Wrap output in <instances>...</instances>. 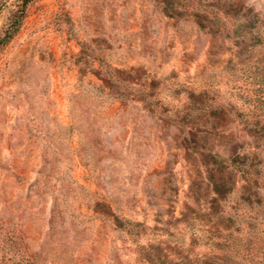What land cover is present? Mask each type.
<instances>
[{
  "label": "rangeland",
  "instance_id": "1",
  "mask_svg": "<svg viewBox=\"0 0 264 264\" xmlns=\"http://www.w3.org/2000/svg\"><path fill=\"white\" fill-rule=\"evenodd\" d=\"M13 31L0 264H264V0H30Z\"/></svg>",
  "mask_w": 264,
  "mask_h": 264
},
{
  "label": "trees",
  "instance_id": "2",
  "mask_svg": "<svg viewBox=\"0 0 264 264\" xmlns=\"http://www.w3.org/2000/svg\"><path fill=\"white\" fill-rule=\"evenodd\" d=\"M30 0H24L23 4L20 7L19 11L14 12L12 15L14 17V21H11L7 30H6V36H4L1 40H0V45L3 43H6L14 34V26L16 25V23H20V21L23 19L24 14H25V9L26 6L28 4Z\"/></svg>",
  "mask_w": 264,
  "mask_h": 264
}]
</instances>
